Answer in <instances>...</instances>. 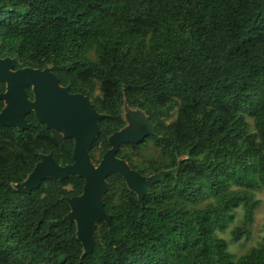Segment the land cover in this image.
Here are the masks:
<instances>
[{
    "label": "trees",
    "instance_id": "1",
    "mask_svg": "<svg viewBox=\"0 0 264 264\" xmlns=\"http://www.w3.org/2000/svg\"><path fill=\"white\" fill-rule=\"evenodd\" d=\"M0 57L14 69L50 68L105 115L89 151L96 164L125 127L126 104L155 132L117 157L144 176L178 167L142 204L109 175L110 224H95L92 253L81 258L64 217L83 179L14 187L41 155L72 164L73 140L33 113L25 130L0 125V264H264V238L233 260L217 234L241 208L231 241L248 239L264 190V0H0ZM148 148L141 166L133 158Z\"/></svg>",
    "mask_w": 264,
    "mask_h": 264
},
{
    "label": "water",
    "instance_id": "2",
    "mask_svg": "<svg viewBox=\"0 0 264 264\" xmlns=\"http://www.w3.org/2000/svg\"><path fill=\"white\" fill-rule=\"evenodd\" d=\"M0 81L5 91L0 94L3 108L0 111V125L18 130L29 128L25 117L33 113L38 122L64 138L73 140V163L61 166L51 155H41L26 179L14 187L21 193H30L45 179L64 181L70 175L83 179L82 192L78 196L65 198L70 211L64 217L74 223L76 239L82 246L81 258L93 250V228L96 223L110 224V216L105 212L103 197L110 185L107 178L117 174L123 179L127 189L133 192L138 203L150 193V189L164 176L173 175L178 167L161 170L144 176L130 168L128 163L117 157V151L125 144H138L155 132V126L140 110L129 113L132 127H123L107 139L109 149L98 164L91 160L89 151L99 135L98 122L105 117L94 109L91 100L79 93H70L69 87L59 84L57 76L50 68L43 70L30 67L14 69V59L0 57ZM30 89L32 99L27 90Z\"/></svg>",
    "mask_w": 264,
    "mask_h": 264
},
{
    "label": "rangeland",
    "instance_id": "3",
    "mask_svg": "<svg viewBox=\"0 0 264 264\" xmlns=\"http://www.w3.org/2000/svg\"><path fill=\"white\" fill-rule=\"evenodd\" d=\"M95 94H98V90L95 91ZM134 108H130L128 111H134ZM125 108L122 107V118L125 122V127H132V119ZM174 117L167 120L166 123H169L173 120ZM247 121L252 128V121L251 119L247 118ZM126 150V148H124ZM152 155V151L150 148L144 149L139 152V155L135 156L133 160L135 162L141 163V166L145 165V161ZM96 164L94 161H92ZM255 197L258 200V205L253 212V218L250 225V234L248 239H244V237L239 240L238 242L231 241V231L235 228L240 226L242 221V210L241 208L235 210L233 212L234 218L231 222H229L227 228L223 232H218V236L225 240L227 243V251L230 253L233 260H236L241 255L247 253L251 248L257 246L264 238V190L259 189L255 191Z\"/></svg>",
    "mask_w": 264,
    "mask_h": 264
}]
</instances>
